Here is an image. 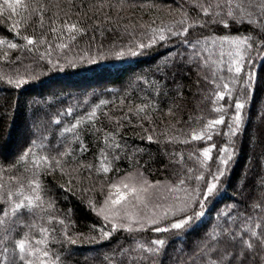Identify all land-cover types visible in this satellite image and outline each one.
<instances>
[{
    "label": "trees",
    "instance_id": "1",
    "mask_svg": "<svg viewBox=\"0 0 264 264\" xmlns=\"http://www.w3.org/2000/svg\"><path fill=\"white\" fill-rule=\"evenodd\" d=\"M28 2L29 12L12 14L11 20L0 16V40L7 42L0 44V184L13 192L22 185L27 194L29 182L38 180L53 207L26 215L24 223L49 230L48 248L60 264H192V256L196 264H220L217 252L208 251L215 245L214 232L264 225V44L259 43L264 17L233 23L216 8L205 15L201 5L215 0H37L46 6L41 23L29 15ZM71 24L83 31L69 32ZM188 24L194 26L186 35L171 34ZM160 29L165 40L158 38ZM244 36L257 43L242 50L243 70L235 73L228 70L234 67L235 46L223 38ZM154 37L156 43L143 55L117 56L139 51L138 43ZM19 78L26 80L20 87L8 83ZM237 101L245 104L238 127ZM221 116L222 124L208 128ZM77 121L75 132L64 131ZM193 132L205 136L192 140ZM29 148L31 154L21 159ZM206 148L211 159L203 156ZM45 156L51 168L41 159ZM102 163L109 172L100 170ZM218 171L225 173L218 192L205 202L200 199L205 183ZM133 172L170 183L182 206L159 224L132 232L121 228L104 238L101 230L110 232L113 224L97 209L110 185ZM198 202L204 216L179 238L176 231H153L199 211ZM188 203L193 206L181 212ZM21 230L27 231L12 225L5 242L10 249ZM158 239L167 247L153 257L145 249ZM205 245L208 255L201 256Z\"/></svg>",
    "mask_w": 264,
    "mask_h": 264
},
{
    "label": "snow or ice",
    "instance_id": "2",
    "mask_svg": "<svg viewBox=\"0 0 264 264\" xmlns=\"http://www.w3.org/2000/svg\"><path fill=\"white\" fill-rule=\"evenodd\" d=\"M102 7V5H101ZM30 3L28 0H0V16H5L9 20L13 18L12 14L20 15V11L29 12ZM46 8L42 3L37 4V0H31V11L29 15H37L41 23H43V11ZM221 9L223 15L232 19L233 23H241L245 19H248L250 23H255L254 19H251L255 16L264 17V0H215V4H209L207 7L201 5V10L205 15H208L212 12V9ZM220 12L217 11L215 15L220 16ZM218 22L223 23L225 27H229L227 20L220 19ZM19 23V22H17ZM180 24L184 25L185 20H181ZM194 25L188 24L183 27L181 32L171 33L173 35H186L189 28ZM14 28L16 25L13 26ZM69 32H81L83 29L77 27L76 24L66 25ZM261 27L264 28V22L261 23ZM53 31H58V29H52ZM255 31V29H253ZM160 32L159 40H165L167 37L163 34V29L158 30ZM171 32V29H169ZM75 38L74 36L72 37ZM28 44H34V40L31 38H26ZM230 45L235 46V57L233 60L234 67H230L229 71H234L235 73H240L243 70L244 56L241 54L242 50L251 49L253 43H257V40L250 36H244L242 38H229L224 37ZM7 43L4 40H0V44ZM156 43L155 37L152 38L151 43H138L137 49L139 51H134L129 49L127 52L120 51L117 53L118 57H124L125 55L138 56L143 55L144 49L151 48ZM182 43H188L187 41H182ZM198 43V42H197ZM259 43L264 44V41ZM8 48H16L15 43H8ZM67 47V45H64ZM191 47L195 48L196 44H192ZM167 66V65H165ZM253 79L251 73L248 74V82ZM8 83L14 84L16 87H20L26 80L23 78L19 79H9ZM223 87L227 88V85ZM230 94V93H229ZM224 93H218V98L223 99ZM236 109V115L233 117L235 125L238 127L242 116L241 110L245 107L243 102L237 101L234 105ZM141 111L143 109H140ZM217 112H220L221 109L217 108ZM95 116V112L91 113L88 117L91 120ZM224 122L223 117L210 121L208 128L213 127L214 125H219ZM81 121H77L72 127L65 128V132H75L76 128L79 126ZM205 136L204 132L199 134L193 132L191 135L192 140H200ZM210 139V137H208ZM151 140V137H148ZM119 147L118 145H116ZM86 150V149H81ZM32 148L26 150L22 155L21 159H27L29 154H31ZM224 152L229 153L228 148L224 149ZM211 149L206 148L203 152V156L206 159H211ZM63 153L62 155H66ZM46 162L49 168L52 167V161L49 160L47 156L41 158ZM106 160V156L104 157ZM229 162L228 159H224L222 163L227 165ZM56 166L59 167V161H56ZM88 167H91L90 165ZM54 170V169H53ZM101 171L107 173L110 171V167L107 163L101 164ZM225 175L224 172L218 171L217 174L212 176L211 181L205 183L204 191L200 196V199L207 202L209 198L215 196L218 192V186L220 185V177ZM127 179V178H126ZM198 179H204L202 176ZM181 184L184 183L183 180L180 181ZM5 185L0 184V231L4 233L3 236H0V264L7 262V264H60V257L58 255L54 256L48 244L50 243V233L47 228L38 226L35 223H24V217L26 215L34 216L38 212L45 211L47 208L53 207L50 201H46L45 197L42 195V187L38 180H32L29 182L28 191L26 194L25 188L21 185L16 191L5 190ZM152 187L148 185L147 181L136 182H125L120 181L119 183H113L110 185V188L114 191L108 193L103 206L99 209V214L104 217L105 221L110 219L120 217L121 210L124 211V215L127 217L129 224H117L113 223L112 231L103 232L101 234L104 238L110 237L112 232L124 228L129 232L135 230H142L143 224L140 222L139 215L137 213L128 212L127 209L132 205V202L135 201L139 205L147 206V193L149 188ZM193 205L188 203L184 208L180 209L181 212H187L190 207ZM199 211H194L191 215H186L174 222H171L167 227H156L153 229L155 232H170L176 231L179 238V232L187 228H191L195 221L203 217L205 214L204 204L198 202ZM168 214H165L161 219L167 218ZM175 215V213H173ZM42 219V217H41ZM159 219H152V224H158ZM63 223V221H60ZM140 224V228L136 229L132 227V224ZM22 226V229H27V231L21 230L17 233L19 236L18 239H15L11 243V249L5 245V242L9 240L10 231L12 225ZM256 229H260L258 233ZM33 232H37L40 236L37 239ZM222 239H218L221 237ZM247 237V238H245ZM66 239L69 243L75 244L76 239H73L70 236H66ZM212 240L215 241L213 248L208 249V251H216L217 259L220 261V264H264V225L259 223L253 225H247L246 230L243 232H231L229 229H223L221 232H214L212 234ZM152 247H147L145 249L144 244L138 245L139 248L145 249L148 253L152 254L153 257L158 256L166 247L167 241L165 239H158L151 242ZM222 247H218L221 246ZM205 248H208L205 245L201 248L200 255L207 256L208 252L205 251ZM229 256L231 259H229ZM192 264H196L197 256L190 257ZM208 264H217V260H209Z\"/></svg>",
    "mask_w": 264,
    "mask_h": 264
},
{
    "label": "rangeland",
    "instance_id": "3",
    "mask_svg": "<svg viewBox=\"0 0 264 264\" xmlns=\"http://www.w3.org/2000/svg\"><path fill=\"white\" fill-rule=\"evenodd\" d=\"M120 181L136 182V183H139L140 181H147L148 185L152 186L149 188V191L147 193V202H146L147 206L139 205L137 202L133 201L132 202L133 206H130L127 209L128 212L137 213L139 215V219L140 222L143 224V228L145 226L151 225L152 219H159L161 222V220H163L161 218L164 217L165 214L170 215L173 211L178 210L182 206L180 196L177 193H175V189L172 187L170 183L161 182V181L152 182L146 176L138 172L127 173L121 176L120 178H118L114 183H119ZM111 191L114 190L110 188V192ZM104 201L101 204V206L97 209L98 214H99V209L104 204ZM124 211L125 210H121L120 217H116L114 218V220L110 219L108 221L111 224L113 223L125 224V225L129 224L127 217L124 215ZM100 216L104 219L102 215ZM132 227L140 228V224L133 223Z\"/></svg>",
    "mask_w": 264,
    "mask_h": 264
}]
</instances>
